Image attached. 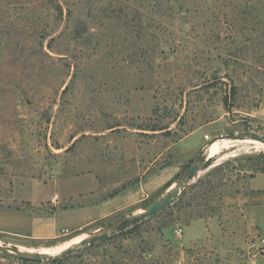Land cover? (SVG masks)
Segmentation results:
<instances>
[{"label":"rangeland","instance_id":"rangeland-1","mask_svg":"<svg viewBox=\"0 0 264 264\" xmlns=\"http://www.w3.org/2000/svg\"><path fill=\"white\" fill-rule=\"evenodd\" d=\"M245 130L264 134L257 0H0L2 245L59 253L144 210L204 149L201 175L264 151L219 138ZM226 173L207 205L202 185L58 263L0 264H264V173Z\"/></svg>","mask_w":264,"mask_h":264},{"label":"water","instance_id":"water-1","mask_svg":"<svg viewBox=\"0 0 264 264\" xmlns=\"http://www.w3.org/2000/svg\"><path fill=\"white\" fill-rule=\"evenodd\" d=\"M219 138H228L232 140H245L251 139L264 143V134L252 131L245 130L241 132H233L225 135H221ZM207 153V149H204L201 154L188 166V168L182 173L180 177V181L170 187V189L164 193L161 197L153 200L148 204V206L138 213H132L120 217L108 224H106L101 230L97 231L92 235H88L87 237L81 239L77 243L69 246L61 253L58 254H49L45 252H34V251H26L22 249H11L7 246H4L0 243V251L4 254H8L19 259H27L30 261H59L72 253H75L80 248L91 245L93 243L99 242L115 233H120L129 228L134 227L137 224H140L147 218L152 217L158 212L164 210L168 206H170L178 197L184 192L187 187L194 182L198 177L201 176V172L205 168V163L210 158L205 157ZM208 154V153H207Z\"/></svg>","mask_w":264,"mask_h":264},{"label":"trees","instance_id":"trees-1","mask_svg":"<svg viewBox=\"0 0 264 264\" xmlns=\"http://www.w3.org/2000/svg\"><path fill=\"white\" fill-rule=\"evenodd\" d=\"M257 1L261 5H264V0H257ZM226 102H228V100ZM159 129L160 128L158 127L152 128V130H159ZM229 171H237L238 176H246L249 174V176L251 177H254L258 173H264V151L259 153H252V154L245 153V154L237 155L232 159L223 161L213 166L206 173L201 175L194 183H192L189 187H187V189L184 190L179 201L182 202L185 196H187L189 193L192 195L191 199L194 200V197H196V189H198L200 186L203 185L205 187V189L203 190V194H204L203 199L202 201H197L196 204L197 206L205 205V204L207 205L210 200L209 194L212 193L217 187L216 182L214 179H212V177L221 175V177L224 178L227 175L226 172ZM170 185L171 184H169L168 186ZM191 205L194 206V202H191L190 206ZM193 214L194 213H192L191 216ZM140 224H137L134 227L127 229L125 231H122L118 233V235H123L128 232H132L133 230L137 229L140 226ZM21 260L30 261L27 259H21ZM53 262L58 263L60 261H53Z\"/></svg>","mask_w":264,"mask_h":264},{"label":"bare ground","instance_id":"bare-ground-1","mask_svg":"<svg viewBox=\"0 0 264 264\" xmlns=\"http://www.w3.org/2000/svg\"><path fill=\"white\" fill-rule=\"evenodd\" d=\"M228 139V138H227ZM220 143L219 142H215L214 144H212V146L210 147V153H211V155L212 154H214L218 149H219V147H220ZM87 237V236H86ZM83 238H85V237H83ZM82 238V239H83ZM81 240V239H80ZM79 240V241H80ZM75 244V243H74ZM73 245V244H72ZM71 246V245H70ZM68 248V247H67ZM65 250V249H64ZM62 252V251H61ZM61 252H59V253H61ZM45 253H49V252H45ZM49 254H53V253H49ZM56 254H58V253H56Z\"/></svg>","mask_w":264,"mask_h":264},{"label":"built area","instance_id":"built-area-1","mask_svg":"<svg viewBox=\"0 0 264 264\" xmlns=\"http://www.w3.org/2000/svg\"><path fill=\"white\" fill-rule=\"evenodd\" d=\"M262 245L264 246V237L261 239Z\"/></svg>","mask_w":264,"mask_h":264},{"label":"crops","instance_id":"crops-1","mask_svg":"<svg viewBox=\"0 0 264 264\" xmlns=\"http://www.w3.org/2000/svg\"><path fill=\"white\" fill-rule=\"evenodd\" d=\"M46 224L49 225V223H47V222H46ZM49 235H50V234H49ZM49 235H48V236H49Z\"/></svg>","mask_w":264,"mask_h":264}]
</instances>
